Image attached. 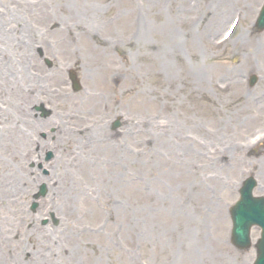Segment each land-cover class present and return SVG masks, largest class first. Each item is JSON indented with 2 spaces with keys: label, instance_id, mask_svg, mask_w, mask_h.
<instances>
[{
  "label": "rangeland",
  "instance_id": "obj_1",
  "mask_svg": "<svg viewBox=\"0 0 264 264\" xmlns=\"http://www.w3.org/2000/svg\"><path fill=\"white\" fill-rule=\"evenodd\" d=\"M40 1L21 12H10L9 1L7 14L0 16L1 47L13 40L8 36L42 40L55 65L48 70L39 59L38 71L30 69L28 44L20 45L25 54L21 62L0 59V126H5L0 128V191L6 199H0V222L11 224L5 236L0 231V241L19 223L35 232L37 245L15 261L4 256L0 264H44L38 254L42 248L52 254L53 264H252L253 249L239 253L229 244L227 212L251 175L258 181L256 195L264 196V141L247 149L264 128L259 41L249 48H238V39L217 44L233 15L223 26L212 24L205 15L215 0ZM244 1L250 6L256 2V9L262 0ZM223 11L218 13L226 17ZM11 18L15 21L6 28ZM246 23L248 17H243L239 35ZM62 24L75 40L95 35L99 40H137L136 45L120 44L105 59L92 60L95 54H90L85 60L82 46H76L75 54L59 42L69 35L65 29L58 33ZM170 34L178 42L172 54ZM245 52L250 53L243 56ZM116 63L130 69L119 71ZM73 66L84 86L78 95L66 82ZM253 73L259 81L250 88L243 79ZM260 96L262 101L255 100ZM35 103L45 104L54 116L34 120ZM118 112L125 118L119 137L109 127ZM152 117L160 118L164 131L177 141L165 143L147 124ZM100 127L114 141H124L117 156L93 154L102 147L96 140ZM25 138L32 142L27 147ZM49 150L56 153L47 167L55 185L33 215L28 206L38 185L50 183L36 161ZM50 212L61 220L59 227L41 225ZM258 237L253 233V242Z\"/></svg>",
  "mask_w": 264,
  "mask_h": 264
},
{
  "label": "bare ground",
  "instance_id": "obj_2",
  "mask_svg": "<svg viewBox=\"0 0 264 264\" xmlns=\"http://www.w3.org/2000/svg\"><path fill=\"white\" fill-rule=\"evenodd\" d=\"M22 9H25V8L22 7ZM42 19H44V18H42ZM64 29L65 30H68L67 26H65V25L62 24L59 27V30H64ZM69 31H70V29L68 30V32ZM93 37L95 38V36H93ZM71 40H74L72 42V45H74V46H77V45L81 44V45L86 46V48H88L89 50H95L94 48H91L90 46H88L89 45V39L88 38L81 37V39L79 38V40H75V37L72 36L71 37ZM125 41L126 42H129V40H125ZM168 41L170 43V47L171 48H174V49L177 48V43L178 42H177V40H172V35L171 34H170V40H168ZM66 46L70 48L69 45H66ZM104 50L107 51V49H104ZM171 51L172 52H175L173 50H171ZM103 59H105V58H103ZM167 65L168 66L170 65V58L167 61ZM260 111H264V103L260 107ZM4 127L5 126H2L1 127L2 130L4 129ZM18 131H19V128H18ZM162 133H163L162 136L165 138V139H163V141L165 143H166V140L167 139H171L172 140L171 142L177 141L175 139V134H171V133H169L167 131H162ZM105 134H106V132L104 130H101L100 129V140L99 139H96V138L95 139L98 140V141L104 142V144L103 145H100L102 147H95L94 148V151H93V154L94 155H97L100 158L102 156L109 155V154L112 155V156H117L118 155L117 154V150H113V148L111 147L110 144H106V143H108V137ZM177 137L179 138L180 136H177ZM23 142L25 143V147H26L31 142V140H29V138H25L23 140ZM185 144H187V143L185 142ZM100 148L103 149L104 152H106V153L101 152V153H104V154L103 155L99 154ZM25 149H26V151L28 153V148H25ZM22 153H24V152H22ZM24 155L29 156L28 154H24ZM21 157H22V155H21ZM103 171H104V173H102L103 174V177L105 179L108 178L106 176V174H105V170H103ZM193 190H196V188H193ZM0 199H5V191H3V190L0 191ZM3 216H4V214H3V212H1L0 213V221L3 218ZM9 223L10 222L9 221H6V219H4L2 222H0V226L2 227V228H0V231H1L2 236H5L6 233L8 232V230H9V228L11 226V224H9ZM3 230L5 232H3ZM9 234H11V236H12L11 238H7L6 237V238L3 239V241H0V248L2 250V253H0V263L4 261V259H5L4 256H7L8 255V256H10V258H12L13 261H15L17 259H20L21 256L25 257L27 255V252L29 250V246H31L33 248L37 247V245H35V243L33 242V236H34L35 232L29 231L27 228H25L22 225H19L17 230H15V231L12 230ZM16 247L20 251L19 255H17ZM38 254L44 260V262H43L44 264H53L54 261H53V258H52V254H50L48 252H45L43 250V248L38 252ZM37 261L29 262V264H39ZM15 264H22V262H19V260H18L17 262H15Z\"/></svg>",
  "mask_w": 264,
  "mask_h": 264
}]
</instances>
